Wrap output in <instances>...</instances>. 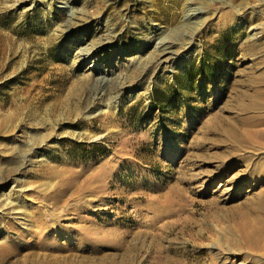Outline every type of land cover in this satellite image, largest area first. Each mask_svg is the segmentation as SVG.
<instances>
[{"label":"rangeland","instance_id":"374dc122","mask_svg":"<svg viewBox=\"0 0 264 264\" xmlns=\"http://www.w3.org/2000/svg\"><path fill=\"white\" fill-rule=\"evenodd\" d=\"M190 1L0 0V207L30 230L0 221L21 245L75 241L76 264H264L228 246L221 211L261 190L230 177L264 151L227 132L255 125L264 144V0H194L217 12L198 31L182 28Z\"/></svg>","mask_w":264,"mask_h":264},{"label":"bare ground","instance_id":"6f19581e","mask_svg":"<svg viewBox=\"0 0 264 264\" xmlns=\"http://www.w3.org/2000/svg\"><path fill=\"white\" fill-rule=\"evenodd\" d=\"M190 3L191 4H186L183 8L187 16V19L185 25L182 28L188 30L192 24H197L196 30L198 31L200 30V27L203 26L210 18L212 17L214 18V16H216L215 13L217 12L208 9L209 6L214 7L216 3L215 1L210 0V5L207 7H204V5L202 6L196 3L194 0H191ZM178 40L170 41L168 43L163 42L160 48L161 64L168 61V59H170V57L173 54L178 53L179 48L180 49L182 48L180 47L179 44L181 43ZM260 94L261 93L259 91V95ZM255 100L257 101L256 98ZM254 103H258V102L254 101ZM242 107H246V106L243 105ZM211 117H210L211 121H214V119H218L215 116H211ZM262 120L263 119L261 117L260 121L256 126H260L263 123ZM242 121L243 119L240 120V122ZM227 134L228 136L236 139L239 145H242V147H246L252 151H264V144L256 141V137H258V134H257V130H255V125L249 126L247 132L241 135L236 134L233 128H230ZM13 146L15 145L13 144ZM37 154L38 153L31 150L28 153L27 159L37 158L38 157ZM51 172L52 173L56 172V169L52 168ZM219 172L224 179L228 177V171L226 172V170L222 169ZM230 178L237 179L238 183L239 180L250 182V184H253L255 188L256 186L257 187L261 186V190L258 193L254 194L252 197L247 198L245 202L240 203L238 205L233 204L235 206H231V208H228L227 210L226 209L221 210L223 212V215L226 217L224 220L227 221V219H229L231 222L234 223L233 225H230V228L228 229L229 231H226V234H228L227 239H229L228 246H231L233 250L238 251L240 255H242L243 252L258 257V254H261L264 251V165H261V163L259 162L257 163L252 162L248 164L245 169H243L242 171H238L234 177H230ZM230 180L226 181L225 184L228 183ZM236 188L239 187L234 186V189ZM225 191H226L225 189L221 190L220 193L221 197H224L223 194L225 193ZM225 200L227 199H224V201ZM14 206H15L14 202L11 203L9 201L8 203L0 207V211L2 214L4 213L5 215L7 214L4 211H11L12 213H14L15 215L12 218L18 222L22 221L19 222V224H21L23 227H26V229H28L29 231L30 229L27 224L28 220L26 217H22V215L28 216L31 214H28V212H25L20 208L15 209ZM171 206L172 205H166L163 206V208L167 209ZM213 206L217 207L214 203ZM11 231H12V224H10L9 220L7 221L5 218L3 219L2 222L0 221V264H76L75 260L70 258V257H76V255L78 254L76 248H74L75 245L76 246L78 245L75 243V241L70 242L69 245L63 247L65 243L60 244L59 239L55 240L53 238L51 239L46 236L43 239L45 240V242L49 241L51 242V245L53 243L56 244V246H62V248L64 249L63 251H59L56 249L43 250L42 248H39L37 246V241L34 240L28 241L26 244L21 245L17 240L18 238H15L14 236L11 235ZM17 258H20V261L16 262ZM111 259L112 258L107 260L106 258H104V260L107 262L106 264H115V262Z\"/></svg>","mask_w":264,"mask_h":264}]
</instances>
